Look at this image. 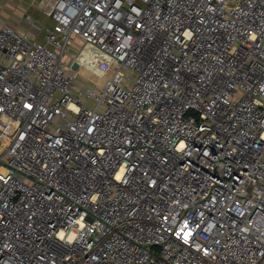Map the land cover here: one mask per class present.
Wrapping results in <instances>:
<instances>
[{"label":"built area","instance_id":"obj_1","mask_svg":"<svg viewBox=\"0 0 264 264\" xmlns=\"http://www.w3.org/2000/svg\"><path fill=\"white\" fill-rule=\"evenodd\" d=\"M50 14L0 27V264H264V0Z\"/></svg>","mask_w":264,"mask_h":264},{"label":"crops","instance_id":"obj_2","mask_svg":"<svg viewBox=\"0 0 264 264\" xmlns=\"http://www.w3.org/2000/svg\"><path fill=\"white\" fill-rule=\"evenodd\" d=\"M52 2L53 0H0V27L7 24L21 32L27 31L33 38H42L44 31H40L34 22H53L50 14Z\"/></svg>","mask_w":264,"mask_h":264},{"label":"rangeland","instance_id":"obj_3","mask_svg":"<svg viewBox=\"0 0 264 264\" xmlns=\"http://www.w3.org/2000/svg\"><path fill=\"white\" fill-rule=\"evenodd\" d=\"M48 23V24H47ZM47 25H52V21H48ZM40 40H43L42 38H39ZM80 43V42H79ZM75 43L73 45V49L76 51L80 44ZM105 61V58L100 55V53L94 49L88 51L87 56L85 58H81L80 63V71L77 72V80L79 83H97V80L105 79L107 74L109 75L112 71V68L102 74V68L101 61ZM107 69V67H106Z\"/></svg>","mask_w":264,"mask_h":264},{"label":"bare ground","instance_id":"obj_4","mask_svg":"<svg viewBox=\"0 0 264 264\" xmlns=\"http://www.w3.org/2000/svg\"><path fill=\"white\" fill-rule=\"evenodd\" d=\"M99 52V51H98ZM100 53V52H99ZM100 55L102 56V54L100 53ZM103 61V60H102ZM101 61V65L103 66V68H102V74H104L105 72H107L109 69H110V66L109 67H107V65H105V63L104 64H102L103 62ZM105 62V61H104ZM106 67H107V69H106ZM108 75V74H107ZM107 77V76H106ZM105 77V78H106ZM104 81V79H102V80H97L96 82H98V83H101V82H103Z\"/></svg>","mask_w":264,"mask_h":264},{"label":"water","instance_id":"obj_5","mask_svg":"<svg viewBox=\"0 0 264 264\" xmlns=\"http://www.w3.org/2000/svg\"><path fill=\"white\" fill-rule=\"evenodd\" d=\"M78 66H79V62H78L77 60H74V62H73V64H72V67H73L74 69H77Z\"/></svg>","mask_w":264,"mask_h":264},{"label":"snow or ice","instance_id":"obj_6","mask_svg":"<svg viewBox=\"0 0 264 264\" xmlns=\"http://www.w3.org/2000/svg\"><path fill=\"white\" fill-rule=\"evenodd\" d=\"M120 177L118 176L117 179H119Z\"/></svg>","mask_w":264,"mask_h":264}]
</instances>
